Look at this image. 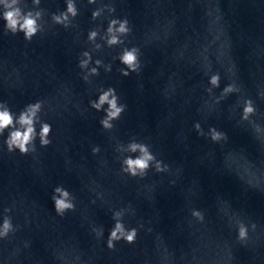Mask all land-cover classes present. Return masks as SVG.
<instances>
[{
  "label": "clouds",
  "instance_id": "clouds-1",
  "mask_svg": "<svg viewBox=\"0 0 264 264\" xmlns=\"http://www.w3.org/2000/svg\"><path fill=\"white\" fill-rule=\"evenodd\" d=\"M41 0H32L33 9L25 11L21 6L22 0H0V19L4 21L5 33L16 35L23 33L26 41H31L34 36L44 30V25L41 23L44 17V10L39 9ZM88 4H96L97 0H87ZM66 8L63 11L53 13L51 21L55 25H61L64 28L72 26L73 20L79 15V9L76 6V0H65ZM109 14L115 12V8L106 6ZM105 7H98L92 11V20H97L104 13ZM99 27L94 28L88 32L87 40L94 45L95 51L101 49L102 45L96 43L97 38L103 40L105 45L109 48L123 45L124 39L131 32V27L127 18L119 19L112 18L108 21V26L104 30V34H100ZM140 49L138 47H123L117 59L125 67L121 69V74L128 76L130 73H138L141 67L140 63ZM93 64V58L90 51H83L80 55L78 67L84 72L83 80L90 83V77L99 75V68L104 67L106 72L111 71V64L105 65L102 60L96 59ZM220 74L213 73L209 77L210 87L207 89L211 94L212 90L220 86ZM240 89L235 83L226 85L220 97H217L215 102L219 103L221 99L232 94L239 92ZM98 99L91 100L90 106L96 111H104L105 115L100 120L103 129L111 131L114 127L113 121L118 120L122 113L126 110V105L120 103L116 89L109 87L107 89H100ZM107 105L105 108L104 106ZM43 109V102L36 101L29 103L20 110L18 114L13 113L6 102L0 101V135H3L8 130L7 138L4 143L9 153L16 150L21 155H27L35 151V141L39 138L41 147H46L51 143L49 136L52 131V126L40 119V113ZM255 106L251 99L243 101V110L241 118L248 120L249 117L255 114ZM40 124L39 131L37 132L36 124ZM195 129L200 135H205L201 129L200 123L194 125ZM213 142H220L226 140L227 135L224 132L218 131L216 128H210L207 134ZM128 152L133 155H126L121 160V172L131 176L143 178L150 168L158 173L167 172L168 165L158 160L150 149L148 144L132 140L127 144ZM123 148V144L117 145V151ZM100 151L99 147H93L92 152L96 154ZM53 201L54 210L57 215L63 216L68 211L75 210V197L63 186H57L53 189L51 196ZM9 211V209H5ZM125 210H118L113 212L114 226L109 232L107 239V247L114 249L115 243L123 240L128 244H132L137 238L136 228H127L123 222ZM192 216L197 220L203 221V213L199 210H193ZM253 229L255 225H252ZM238 239L245 241L248 238V227L240 221H237ZM11 218L5 216L2 224H0V238H6L9 233L14 232ZM97 236H103V229H93Z\"/></svg>",
  "mask_w": 264,
  "mask_h": 264
}]
</instances>
